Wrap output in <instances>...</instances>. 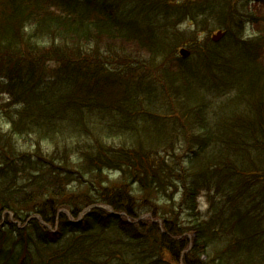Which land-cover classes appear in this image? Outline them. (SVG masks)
<instances>
[{
    "label": "trees",
    "instance_id": "16d2710c",
    "mask_svg": "<svg viewBox=\"0 0 264 264\" xmlns=\"http://www.w3.org/2000/svg\"><path fill=\"white\" fill-rule=\"evenodd\" d=\"M231 9L229 0H0V97L7 96L0 102V264H171L166 256L174 264H264V63L254 46L230 38ZM201 12L225 37L204 40L193 62L176 56L169 68L166 59L160 73L178 96L188 143L179 161L169 154L168 167L131 141L130 149L103 145L112 126L130 135L145 126L154 96L143 68H158L179 41L170 29L183 20L192 18L189 36L197 38L208 21L196 18ZM139 53L151 66L132 58ZM113 58L121 67L112 71L102 61ZM51 63L57 69L42 77ZM207 71L217 77L215 93L224 84L237 90L213 111L171 89L190 81L206 87ZM111 81L122 90L119 108L127 107L120 117L105 102ZM226 101L230 110L220 114ZM58 134L61 145L53 141ZM73 139L76 160L67 149ZM43 140L50 151L40 148ZM104 170L118 172L117 186L100 177ZM79 182L86 189L74 193ZM174 195L173 214L152 203L157 196L173 206ZM140 202L150 205L140 210ZM90 206L76 223L61 213L76 218ZM142 215L149 219L135 220Z\"/></svg>",
    "mask_w": 264,
    "mask_h": 264
},
{
    "label": "rangeland",
    "instance_id": "374dc122",
    "mask_svg": "<svg viewBox=\"0 0 264 264\" xmlns=\"http://www.w3.org/2000/svg\"><path fill=\"white\" fill-rule=\"evenodd\" d=\"M229 7H232L231 13L233 17L228 23V28L230 30V38L231 39L233 38V40L236 41L238 44L247 42V44H249L251 47L254 46L255 52L259 53L264 63V30H263V25H264L263 17L264 16H262V12L264 11V6L262 4L260 5L258 3H253V0H229ZM196 18L208 20L207 23L204 26H202V28L199 30L197 38L193 36H189V32L193 29L192 26L190 25V23L193 22L192 18L190 17V18L183 20L178 26H175L170 29V31L174 33L173 35L179 37V41L176 43L174 47H172V49L169 50L168 56L165 59L157 62L158 68L155 71H153L150 67H144L143 73L141 74V72H139L138 74V75L141 74V78H144L143 84L145 83L147 84L148 90L151 89L150 92L154 96V98L152 99V96L150 94L149 105H151L152 107H150L149 110L151 109L150 111L152 113L146 114L147 122L145 123V126H142L143 124H139V126L136 124L138 128H135L132 131L131 135H130V132H123L119 134V129L117 127L114 128L113 126L111 127V125L107 127L104 126L106 129L108 127L109 128L111 127L110 131L111 129H113V131L118 132V134L116 138L109 137L113 133V131H111V134L110 133L103 134V139H101L103 145H106L112 148H122L123 146L128 145L131 141L132 146H136L139 148L153 147L151 148V151H154L156 153H152V154H158L159 158L162 159V161H166L165 165L167 164L166 166L168 167H169V154L173 153V157L179 161L177 157L182 155L185 136L183 135V132H182L183 122L180 121V118L177 112L178 111V108H177L178 101L174 99V98H178V96L170 95L171 94L169 90L170 88L164 85V82L162 81V77L160 73L163 67H167V65L164 64L166 59L168 60L167 64L169 65V68H171L172 65L174 66L176 64V61H175L176 56H179L178 52L180 49H185L190 52L189 56L186 59H182L183 61L190 60V62H193L197 57H199L200 53L203 54V52H205V51H202L204 50L202 46V42L204 40H210V37L212 36V34L217 32L219 30V27L212 26V24L215 22H212L213 18L210 19L209 15L206 13L201 12V15L199 17L197 16ZM236 22H238V24ZM220 30L224 31L223 28ZM184 33L185 35H183ZM227 42L230 43L231 40L228 39ZM193 46H195V50L192 49ZM251 50L253 49L251 48ZM132 58L137 62L146 63V65L151 66L149 62H147V59L141 53L137 54L136 57H132ZM110 61H112V63H106V64H105V61H102L105 68L111 69L113 71V70H116L117 67H121L120 66L121 63L118 59L113 58ZM57 67L58 65L56 63L54 64L51 63L46 66L43 72H39V74L42 77L46 73L50 75L52 74V69H54L55 71ZM125 74L126 73L119 74L115 77L124 79L129 75L127 73L125 76ZM204 77H208L210 79L209 81H207L208 83L207 82L205 83L206 87H204L203 85L198 86L193 81H190V83L187 85L184 84V82H180V84H176L175 87L171 86L172 87L171 89L174 92H181L182 94L187 95V96H191L195 98L196 96H198L199 99H202L204 100V102H206L208 106L207 108L210 111L215 110L214 109L215 107L213 108V106L211 105H217L222 100H227L232 97L234 98V95L237 93V90L235 91V89H233L234 87L231 88L232 86H230V84L228 86L224 84L222 86L221 92L215 93L214 86L216 85L215 82H217V77H215V75L211 71H207ZM50 80L51 79L46 78L44 81H50ZM48 83H51V82H48ZM198 84H199V81H198ZM136 86H138V84ZM120 91H121V96L123 97L121 88L118 86L116 82H113V81L109 82L106 88L104 85V89H103L104 94L107 92L109 94L108 96L106 95L105 102L106 100L112 101L111 105L113 106L112 108L113 114L119 115V117L121 114H123L124 110L127 108L125 106L123 108H119L118 106L120 104L122 105L124 104V103L119 102L122 99H124V97L123 98L119 97ZM173 91L171 92L174 93ZM6 97L7 96L0 97V102L5 101ZM229 107H230V104H227V101H226V102L219 104L217 106V110L219 111L220 114H222V112L226 114L230 110ZM235 108L239 109L237 104H234V109ZM154 113H159V114H164V115H162V117H159L158 115H156L155 117H152ZM168 113H169V117L166 116V114ZM133 114L135 116V111H133ZM154 118H157V120ZM171 126L173 128L180 129L181 135L178 132H174L172 129L170 130L169 127ZM169 130L172 132V135L170 136L169 134H167ZM81 132H84V131H81ZM82 135H85V134H82ZM72 136L70 138H72ZM88 137L91 139L93 138L92 135ZM162 140H164V142H162L163 146H159L156 149H154L155 148L154 146H157L158 145L157 143L161 142ZM53 141L58 142L59 145L64 143L62 141L60 134H58V136H55L53 138ZM75 141L76 140L73 139L72 142H69L68 148H67L68 153H69V158L71 160H76V156H77L74 153L75 150L77 151V144ZM47 142L49 141L43 140L40 145V148L42 150L49 149L50 151L51 146L48 145L49 143ZM83 143L85 142H82L81 144ZM20 144L23 145V142L21 141ZM84 146L85 145H82V149ZM125 148L130 149L131 147L126 146ZM159 161H156V162L160 163ZM168 171H169V168H167V172ZM77 177L78 176H74V177H71V179L74 180ZM100 177L103 180L104 179L107 180L112 186L118 185V177H119L118 172H113V171L109 172V171L104 170ZM103 185L106 186L107 182L103 181ZM75 189L76 191H74V193L76 192L82 193L85 191L86 188L83 183L80 184L79 182V185L75 183ZM203 193L204 192H201L200 193L201 196L199 197V203H200L201 208H204L206 206V203H205L206 200H205V196L203 195ZM130 194H133L134 196H137L138 198H140L138 192L131 190ZM76 197H79V199L82 198L81 195H77ZM154 197H157V196H153L151 198L154 206L164 209L165 211H169V214H171L173 211L177 209L176 204L179 201V195H174V198H173L174 205L173 206L169 204V201H164V200H159L157 202L153 201ZM149 205L150 203L145 202V204L141 203L139 206H136V208L140 210H144V209H147ZM102 207L107 212H110V210L113 211V209L109 206L102 205ZM62 210L65 212L64 214L66 215L69 213L67 210H64V209ZM178 213L180 215V212ZM68 219L76 220V218L69 216V214H68ZM145 219H149V217L147 215H142L140 216V218H138V220H145ZM216 225L220 226L219 224H216ZM190 239H192L191 236L188 237V240ZM165 261H167L168 263L174 264L171 261L170 257L168 256L165 257ZM175 264H182V262L180 260L179 262ZM250 264L252 263L250 262Z\"/></svg>",
    "mask_w": 264,
    "mask_h": 264
},
{
    "label": "water",
    "instance_id": "95a60500",
    "mask_svg": "<svg viewBox=\"0 0 264 264\" xmlns=\"http://www.w3.org/2000/svg\"><path fill=\"white\" fill-rule=\"evenodd\" d=\"M224 34L222 32H217L216 35H213L212 36V40L213 41H218L219 39H221V37L223 36ZM180 54L182 55V57H186L188 55V52L185 51V50H181L180 51Z\"/></svg>",
    "mask_w": 264,
    "mask_h": 264
}]
</instances>
